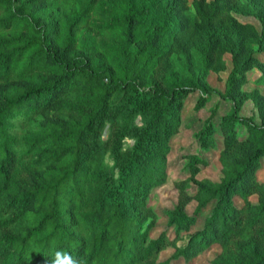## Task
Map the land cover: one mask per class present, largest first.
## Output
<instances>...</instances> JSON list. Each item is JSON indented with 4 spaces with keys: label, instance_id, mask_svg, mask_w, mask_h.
<instances>
[{
    "label": "trees",
    "instance_id": "1",
    "mask_svg": "<svg viewBox=\"0 0 264 264\" xmlns=\"http://www.w3.org/2000/svg\"><path fill=\"white\" fill-rule=\"evenodd\" d=\"M188 1L0 0V264H50L58 250L82 264H169L157 261L167 246L171 258H188L208 244L221 248L211 264H264V182L255 177L264 95L242 89L254 67L264 83L255 55L264 53V23L257 32L231 18L243 0ZM225 52L232 66L220 95L232 108L219 123L223 176L194 179L192 196L178 183L168 224L189 229L212 203L210 215L185 245L165 232L147 239L155 214L146 198L166 180L183 100L202 89L196 108L204 105L216 91L207 74L224 69ZM247 99L258 122L240 116ZM214 131L209 117L197 134L202 148Z\"/></svg>",
    "mask_w": 264,
    "mask_h": 264
},
{
    "label": "rangeland",
    "instance_id": "2",
    "mask_svg": "<svg viewBox=\"0 0 264 264\" xmlns=\"http://www.w3.org/2000/svg\"><path fill=\"white\" fill-rule=\"evenodd\" d=\"M188 2L190 5L191 0ZM243 2L244 7L237 6L229 12L231 18L248 24L257 32H260L264 23V0H243ZM255 55L261 61H264V53ZM222 58L224 69L210 70L207 74V83L216 91H210L206 94L204 105L196 108L198 96L203 93L202 89L189 93L183 100L179 131L172 135L169 140L170 150L166 159V180L164 183L151 188L146 198L147 206L155 214L153 222L148 220L150 225L147 239H154L162 232H165L169 239H176L175 243L177 246L185 245L190 235L203 228L205 218L210 215L212 203L195 215V220L189 229L178 228L176 225L168 224V213L178 201V183L185 181L186 191L192 196L196 192L194 179L207 178L212 181H219L223 176L219 157L223 148V133L219 123L222 116L230 112L232 103L222 98L220 92L224 91L225 81L232 64L229 52H225ZM260 74L256 67L249 70L247 72V80L242 87L243 91L249 92L257 89L264 95V83L258 80ZM240 116L252 117L256 122L259 121L257 108L251 99H247L243 103ZM209 117H211L215 127L213 133L214 144L202 148L197 134L205 126V122ZM136 120L139 122V117ZM236 131L240 138H244L247 135L246 128L241 123H236ZM107 136L108 129L106 127L102 132V138L106 139ZM132 143V140H126L127 145ZM104 163L112 164L108 153L104 156ZM192 163L197 168V174L194 177L192 176ZM255 177L259 182H264V157L261 158L260 167L255 171ZM257 200L256 194L249 196L250 202L257 203ZM233 201L238 207L243 204V200L239 195H235ZM196 205V200L191 199L185 206L186 214L192 216ZM148 222L145 224H148ZM174 251L175 246H167L159 252L157 261L162 262L170 258L169 264H211V260L220 253L221 248L218 244H208L201 248L197 255L188 258L183 256L171 258Z\"/></svg>",
    "mask_w": 264,
    "mask_h": 264
},
{
    "label": "clouds",
    "instance_id": "3",
    "mask_svg": "<svg viewBox=\"0 0 264 264\" xmlns=\"http://www.w3.org/2000/svg\"><path fill=\"white\" fill-rule=\"evenodd\" d=\"M50 264H82V261L77 257H73L70 252L58 250L55 252Z\"/></svg>",
    "mask_w": 264,
    "mask_h": 264
}]
</instances>
